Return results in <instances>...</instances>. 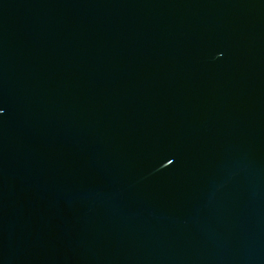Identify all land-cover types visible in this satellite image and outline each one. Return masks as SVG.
<instances>
[{
  "label": "water",
  "instance_id": "1",
  "mask_svg": "<svg viewBox=\"0 0 264 264\" xmlns=\"http://www.w3.org/2000/svg\"><path fill=\"white\" fill-rule=\"evenodd\" d=\"M0 264H264V0H0Z\"/></svg>",
  "mask_w": 264,
  "mask_h": 264
}]
</instances>
